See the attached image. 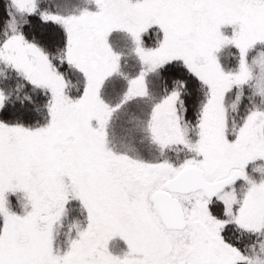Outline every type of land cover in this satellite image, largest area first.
Here are the masks:
<instances>
[{
	"label": "snow or ice",
	"instance_id": "obj_1",
	"mask_svg": "<svg viewBox=\"0 0 264 264\" xmlns=\"http://www.w3.org/2000/svg\"><path fill=\"white\" fill-rule=\"evenodd\" d=\"M0 264H264V0H0Z\"/></svg>",
	"mask_w": 264,
	"mask_h": 264
}]
</instances>
